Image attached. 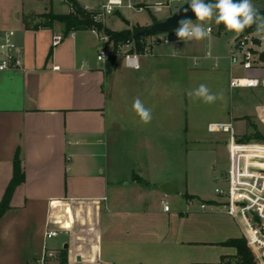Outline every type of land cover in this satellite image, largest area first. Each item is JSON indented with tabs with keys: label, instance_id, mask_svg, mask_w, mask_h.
<instances>
[{
	"label": "crops",
	"instance_id": "1",
	"mask_svg": "<svg viewBox=\"0 0 264 264\" xmlns=\"http://www.w3.org/2000/svg\"><path fill=\"white\" fill-rule=\"evenodd\" d=\"M72 1L99 14L109 0ZM120 1L114 14L98 16L113 32L150 28L154 19H167L186 0ZM252 3L264 11V0ZM131 10L145 14L142 24L128 18L125 13ZM71 11L70 0H0V45L4 34L13 32L24 60L22 71H0V205L17 157L23 177L0 219V264H61L63 250L68 264H206L208 251L216 248L213 264L234 257L236 249L223 243L245 238L231 216L211 207L220 198L179 186L162 175V167L170 165L174 151L199 149L206 140L191 133L186 119L187 91L200 84L223 97L215 104L220 113L207 125L220 118L235 128L234 119L241 116L264 117V88L260 98L248 92L237 94L236 102L237 89L230 87L234 76L264 77V41H257L258 70L246 73L230 61L246 33L221 30L209 21L213 31L204 40L184 49L183 41L156 46L140 56L139 70L128 68L120 57L108 68L97 59L102 33L68 34L59 22L44 25L43 15ZM112 16L120 18L119 25L107 20ZM55 37L63 38L57 46ZM204 43L206 54L197 52ZM136 97L153 110L147 125L132 109ZM178 99L181 103L168 109V102ZM244 107L252 112H237ZM178 116L180 128L169 127ZM209 144L226 165L222 176L229 167L228 147ZM166 183L173 188L170 195L162 191ZM202 204L210 207L203 210ZM232 221L240 229L230 228ZM49 231L59 234L48 238ZM60 236L65 237L61 246L49 248V241Z\"/></svg>",
	"mask_w": 264,
	"mask_h": 264
},
{
	"label": "built area",
	"instance_id": "2",
	"mask_svg": "<svg viewBox=\"0 0 264 264\" xmlns=\"http://www.w3.org/2000/svg\"><path fill=\"white\" fill-rule=\"evenodd\" d=\"M182 2L184 0H176ZM122 2L114 3L112 0L102 4L98 16L112 15L116 9L121 7ZM162 5L156 6L160 11ZM142 10V9H141ZM210 35L212 34V27ZM63 40L62 37H55L53 45L57 46ZM102 47L97 55L98 61L108 67L110 58L115 52L129 62H134L142 54H149L152 48L160 45H171L178 42L175 31L158 33L152 36H143L139 44L135 40H128L119 43L114 49L113 43L105 33L100 38ZM167 40L168 43H164ZM257 41L263 42L255 34H244L238 41L235 51L230 57L231 64L239 66L244 72L249 73L258 70L257 59L259 52L256 50ZM138 45L142 51H138ZM1 59L0 71H22L24 68L23 48L14 40V33L4 34L0 45ZM235 60V63L233 61ZM128 67V66H127ZM137 70L132 67H128ZM140 69V63H139ZM138 69V70H139ZM255 82V83H254ZM232 89H252L264 87V77L258 76H234L231 78ZM208 132L213 134L223 133L228 136L227 147L229 152V167L227 172L217 177L223 182L222 187L215 189L216 195L221 202L211 207H219L231 216L243 230L244 238L252 251L255 263L264 264V144L243 143L236 138L233 122H213L208 125ZM210 206L202 204L201 209L206 210ZM164 211L170 212V205L164 203ZM58 231H49L48 238L58 235ZM237 260H231L230 264H236ZM241 264L240 262H238Z\"/></svg>",
	"mask_w": 264,
	"mask_h": 264
},
{
	"label": "rangeland",
	"instance_id": "3",
	"mask_svg": "<svg viewBox=\"0 0 264 264\" xmlns=\"http://www.w3.org/2000/svg\"><path fill=\"white\" fill-rule=\"evenodd\" d=\"M186 3H188V0H186L184 4ZM125 14L127 16L128 15L130 16L128 18L132 19L133 21L137 20L141 24L143 22L142 20H144L143 18L145 15V14H137L133 10L127 11ZM108 19H112L118 25L121 21L120 18L117 16L108 17L107 20ZM193 22L197 23L198 21H193ZM207 25L208 23L206 24V27ZM189 43L190 42L185 44L184 42H182L181 43L182 49H184V47H186V45H188ZM201 51L203 52L206 51L205 43L204 45L202 44L198 47L197 52H201ZM204 54H206V52ZM196 61L198 60L191 59V63H194ZM200 76L203 77L204 75L200 74ZM263 88L264 87L252 88L247 90L237 89L235 90L234 93L235 94L234 99L235 101L237 100L236 102H238L240 98L236 99L237 98L236 95L248 93V92L252 94V96L256 98H260L262 96ZM178 100L177 101L170 100L168 102V109H173L175 105L178 106L179 103H181V99ZM215 104L216 102L212 104H206L202 100L190 98L188 108L187 106H185L186 107L185 109H187L188 115L186 119L188 120L190 130L192 131L191 133H193V135L200 134V136H202L203 138L205 136L206 140L203 141L202 144H200L199 149L187 151L188 149L187 146L186 149L174 151L176 154L171 156L173 157V159L171 158L170 163L168 162V164L170 165H168L167 167L165 166L162 167V175L166 174L167 176L172 177L179 186H183V187L188 186L190 191L196 194L198 193L202 194L203 196L214 195L215 188L223 186V182L221 180H217V177H219L218 174L221 173L226 167L223 160L221 161L222 156L219 155V153L216 152L215 150H212L208 147L209 143L215 145V147L216 146L225 147L227 146V141H228L227 135H224L222 133L212 134L208 132L207 129L208 125L210 123H213L214 121L210 122L208 125L207 122L210 121L212 118L216 117L218 113H220V111L219 112L217 111L218 104L217 105ZM258 108L260 107L258 106L256 108L257 113H258ZM252 109H253L252 107H244L243 111L240 110L237 112H241L242 114H250L252 112ZM244 116H245L244 118L243 116H241L238 119H234V120H238L234 128L236 133V138L241 142L242 141L241 139L244 136L253 134L255 131L253 128L250 127V124H254L257 128V131H259L264 136V117L263 118L259 117L256 113L252 115H244ZM246 118H250V121H248ZM172 120H173V125L168 124L169 127L171 128L175 127L179 129L181 126L180 116L173 118L170 121ZM217 121L224 122L220 120V118ZM184 142H186V138H184ZM205 142L206 144H204ZM250 142L247 143L253 144L258 142L264 144V142H259V141H250ZM177 195L178 194L176 193L173 196L172 198L173 203L177 201L178 199ZM197 203L198 202H195V205H198ZM235 225L236 227H238L236 222L232 221V226L230 228L236 229ZM64 240L65 237L63 236L54 238L53 240L49 241L48 247L52 249H55L57 247L59 248V246H61V243L64 242ZM217 249L218 248H216L215 250ZM215 250L208 251L209 258L207 259L208 263L206 264H213L214 262H216L217 259H215L216 258Z\"/></svg>",
	"mask_w": 264,
	"mask_h": 264
},
{
	"label": "clouds",
	"instance_id": "4",
	"mask_svg": "<svg viewBox=\"0 0 264 264\" xmlns=\"http://www.w3.org/2000/svg\"><path fill=\"white\" fill-rule=\"evenodd\" d=\"M112 2L119 3L120 0H112ZM188 5L189 7L184 9V12L187 13L190 9L198 22L194 23L191 18L185 16L177 21L178 26L174 29L178 40L185 44L209 37L211 29L206 27L209 21H214L217 25L223 24L226 31L236 34L255 26V35L264 41V15L252 3V0H188ZM164 43L167 44L168 41L165 40ZM177 51H173V57L177 55ZM125 65L138 70V58L134 62L126 60ZM187 96L202 100L206 104L215 103L218 98H223L222 94L218 97L217 94L212 93L205 84H200L196 89L188 90ZM132 109L141 123L145 125L151 123L153 110L146 107L139 97L134 99Z\"/></svg>",
	"mask_w": 264,
	"mask_h": 264
},
{
	"label": "trees",
	"instance_id": "5",
	"mask_svg": "<svg viewBox=\"0 0 264 264\" xmlns=\"http://www.w3.org/2000/svg\"><path fill=\"white\" fill-rule=\"evenodd\" d=\"M71 13L68 15H55V14H47L43 15L42 18L45 20V26H51L54 22H59L63 24L66 33L76 32V31H86V30H95L99 33H105L109 36L110 41L114 45V49L116 50V46L119 43H124L128 40H135L138 44L140 39L143 37L140 33L144 30L142 27H134L129 30H124L122 32H113L109 29L105 28V26L98 21V14L87 12L85 9L78 6L74 1L70 0ZM260 11V10H259ZM262 15H264V11H260ZM154 23H157V20L154 19ZM219 28L224 30V25L220 24ZM244 33H252L255 32V26L246 28ZM138 51H142V47L138 45ZM116 52V51H115ZM115 52L112 54L110 60L114 61L116 58ZM261 59L264 60V54L261 55ZM109 68V66H108ZM250 121V118H246ZM250 127L254 129V133L248 136H244L241 142L247 143L250 141H259L264 142V136L257 131V128L254 124H250ZM23 181V177L21 175V162L17 157L15 161V174L14 178L2 200L0 205V219L4 215V213L9 208V202L11 196L13 194L14 188L19 185ZM223 246L233 247L236 249V255L234 257H222L221 261L218 264H230L232 259L237 260L241 264H256L255 258L247 246V242L243 238L239 239H231L227 242L223 243ZM61 264H68L67 262V251L63 250L61 252Z\"/></svg>",
	"mask_w": 264,
	"mask_h": 264
},
{
	"label": "water",
	"instance_id": "6",
	"mask_svg": "<svg viewBox=\"0 0 264 264\" xmlns=\"http://www.w3.org/2000/svg\"><path fill=\"white\" fill-rule=\"evenodd\" d=\"M189 5L188 3L184 4L182 7H180L173 15H171L170 17H168L167 19L163 20V21H159L156 24H154L152 27L144 29L140 35L141 36H152L158 33H168L171 31H174V29L178 26L177 21L182 18V17H188L191 18L193 21H196V17L195 14L191 12V10L189 9V11L187 13L184 12V9L188 8ZM110 66H112V64H110ZM162 191L166 194V195H170L173 191V188L171 186L170 183H166L163 187H162ZM68 247L66 246L65 249H67ZM78 261H81V257L78 256L77 258ZM236 264H239L238 262H236Z\"/></svg>",
	"mask_w": 264,
	"mask_h": 264
}]
</instances>
